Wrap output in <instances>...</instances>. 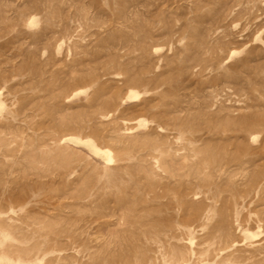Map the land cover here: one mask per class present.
Masks as SVG:
<instances>
[{"label": "rangeland", "instance_id": "obj_1", "mask_svg": "<svg viewBox=\"0 0 264 264\" xmlns=\"http://www.w3.org/2000/svg\"><path fill=\"white\" fill-rule=\"evenodd\" d=\"M0 264H264V0H0Z\"/></svg>", "mask_w": 264, "mask_h": 264}]
</instances>
